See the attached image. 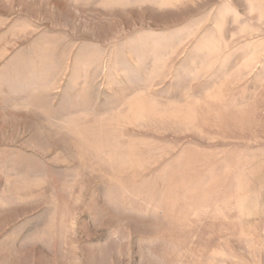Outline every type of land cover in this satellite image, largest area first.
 I'll return each instance as SVG.
<instances>
[{
  "label": "rangeland",
  "instance_id": "rangeland-1",
  "mask_svg": "<svg viewBox=\"0 0 264 264\" xmlns=\"http://www.w3.org/2000/svg\"><path fill=\"white\" fill-rule=\"evenodd\" d=\"M0 264H264V0H0Z\"/></svg>",
  "mask_w": 264,
  "mask_h": 264
}]
</instances>
